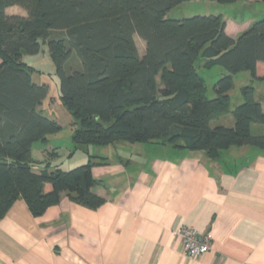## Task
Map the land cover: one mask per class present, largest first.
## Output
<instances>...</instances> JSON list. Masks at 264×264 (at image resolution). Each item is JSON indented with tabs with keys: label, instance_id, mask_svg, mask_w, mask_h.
Here are the masks:
<instances>
[{
	"label": "trees",
	"instance_id": "obj_1",
	"mask_svg": "<svg viewBox=\"0 0 264 264\" xmlns=\"http://www.w3.org/2000/svg\"><path fill=\"white\" fill-rule=\"evenodd\" d=\"M191 1L200 0H0V219L19 198L34 217L63 193L90 209L105 202L92 192L101 184L91 170L90 158L97 156L50 170L57 157L51 151L42 170L33 169L32 147L62 130L40 109L48 85L33 81L35 69L23 60L42 43L59 81L60 104L72 119L71 154L117 142L170 145L210 159L232 146L264 152V134L251 133V125H264L254 88L243 86V101L234 108L229 95L240 72L264 80V17L232 38L222 14L176 12ZM11 6L26 15L7 14ZM135 36L145 44L143 54ZM199 64L223 70L212 85L213 97L207 96ZM229 113L231 127L210 126Z\"/></svg>",
	"mask_w": 264,
	"mask_h": 264
},
{
	"label": "crops",
	"instance_id": "obj_2",
	"mask_svg": "<svg viewBox=\"0 0 264 264\" xmlns=\"http://www.w3.org/2000/svg\"><path fill=\"white\" fill-rule=\"evenodd\" d=\"M208 3L220 9L214 1ZM6 13L26 15L19 6L6 8ZM219 14L232 38L253 22L251 17L231 20ZM55 120L62 130L32 147L37 173L48 152L57 153L50 170L62 167V157L73 158L72 119L68 114L63 123ZM259 125H251L253 135L264 134ZM95 147L77 149L76 162L99 157L90 158L92 174L101 182L92 192L104 204L90 209L63 193L56 205L34 217L25 201L17 199L0 219V264H264V152L232 146L210 159L201 151L153 142L97 146L101 151ZM183 227L208 234L204 254L185 255L175 234Z\"/></svg>",
	"mask_w": 264,
	"mask_h": 264
},
{
	"label": "rangeland",
	"instance_id": "obj_3",
	"mask_svg": "<svg viewBox=\"0 0 264 264\" xmlns=\"http://www.w3.org/2000/svg\"><path fill=\"white\" fill-rule=\"evenodd\" d=\"M208 0H200V1H191L185 3L184 6L177 9V13L179 15H188V16H194L196 14H200L201 11H209V13H225V18L233 19H241L242 17H251L253 18V21L259 20L262 17H264V1L262 3H252L250 5H245L244 1H238L237 3L232 4H221L216 1H214V5L218 6V8L212 7L213 5H208L211 3H208ZM235 4V5H234ZM244 6V7H243ZM209 9V10H208ZM186 17V16H185ZM135 42L137 45V48L139 50L140 54L144 53L145 44L144 42L135 36ZM23 60L31 65L35 71L32 72V79L36 82L44 81L48 85V94L47 97L44 100L43 103V111L42 113L45 116L51 117L53 119L58 118V120L63 123L66 119L68 114L66 113L65 109L60 105L59 101V81L57 76L54 74V65L51 61V58L49 56V51L46 43L41 44L40 51L37 54L34 55H28L23 54ZM200 58L197 61V64L199 63ZM200 64L198 66L200 74L204 77L207 83V96L213 97L214 93L212 91V85L214 82L222 75V68L219 66L213 67L211 69H204L200 68ZM158 84H160V79L158 77ZM243 86H252L254 88V98L258 101L264 102V80H256L251 77V75L248 72H240L234 76V87L230 91V105L231 108H234L236 105L241 103L243 101L242 94L240 92L241 88ZM52 104V108L50 107ZM47 106L50 109L47 108ZM66 116V117H65ZM231 121V122H230ZM216 125H223L226 127H230L233 125V117L231 113L226 114L219 119H214L211 121L210 126H216ZM259 125V124H258ZM261 126L264 125H259ZM255 130V129H254ZM70 144V145H69ZM69 149L72 147V143H69ZM140 144V143H139ZM142 144V143H141ZM144 145V144H143ZM130 146V145H129ZM141 145H139L140 148ZM93 148V147H91ZM97 150H102L100 147ZM113 147H109L110 152L112 151ZM129 150L134 149V147H126ZM137 148V147H136ZM126 149V153H127ZM128 150V151H129ZM129 153V152H128ZM127 153V154H128ZM81 152L80 150L73 152V158L72 159H66L62 157L58 163L60 165L62 164V167L65 168L64 170L71 169L73 167H76L78 165H81L83 163L76 162L77 158H79ZM62 162V163H61ZM72 165L69 167L68 164ZM81 163V164H79ZM60 167V168H62ZM69 167V168H66Z\"/></svg>",
	"mask_w": 264,
	"mask_h": 264
},
{
	"label": "built area",
	"instance_id": "obj_4",
	"mask_svg": "<svg viewBox=\"0 0 264 264\" xmlns=\"http://www.w3.org/2000/svg\"><path fill=\"white\" fill-rule=\"evenodd\" d=\"M175 234L182 239L183 251L190 258L198 257L209 249L210 237L194 228L183 227Z\"/></svg>",
	"mask_w": 264,
	"mask_h": 264
}]
</instances>
